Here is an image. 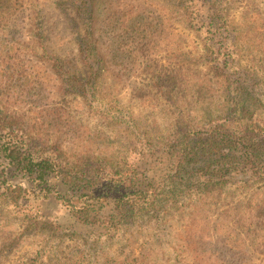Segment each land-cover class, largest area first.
<instances>
[{
    "label": "rangeland",
    "instance_id": "374dc122",
    "mask_svg": "<svg viewBox=\"0 0 264 264\" xmlns=\"http://www.w3.org/2000/svg\"><path fill=\"white\" fill-rule=\"evenodd\" d=\"M11 1L10 13L0 10V110L34 138L41 152L60 148L69 162L82 155L79 159L85 163L102 158L111 164L126 154L130 166L134 161L145 167L151 161L160 163L155 156L141 163L139 154L125 149L120 135L129 134L127 128L133 123L135 131L150 133L157 125L166 136L169 122L179 114L196 120L223 116L221 90L226 84L213 68L216 57L223 54H230L226 72L233 75L240 67L238 70L256 78L257 96L264 104V0H193L195 7L204 5L194 20L177 13L176 2L115 0L119 7L135 12L140 32L135 34L146 46L141 52L136 49L135 61L122 64L111 58L113 52H103L112 60L101 84L113 105L108 113L80 95L83 92L78 88L83 85L65 80L67 70L80 79L90 73L74 42V14L64 16L54 10L52 0L33 1L38 5L35 11L41 9L45 14V42L50 50L45 52L35 34L38 19H33L35 14L28 17L33 2ZM213 12L217 24L208 28L206 15ZM144 27L150 30L149 37H143ZM102 40L109 42L107 36ZM60 45L64 51L52 52ZM128 138L136 141L140 137L136 133ZM147 139L153 146L158 141L153 134ZM35 182L39 183L0 159V264H193L197 263L194 249L206 243L203 236L216 239L212 230L218 214L232 217L244 198L263 199L256 182L252 188L233 185L218 199L201 196L199 207H191L186 198L184 205H175L158 222L162 213L138 224L121 225L118 232L93 241L87 235L93 229L79 224L56 193L45 196ZM5 190H15L16 201ZM218 221L220 236L230 233L231 242L241 238L242 229L232 226L231 232H225L227 220ZM147 240L151 246L143 258L140 251ZM235 244L227 245L235 253L230 264H264V246Z\"/></svg>",
    "mask_w": 264,
    "mask_h": 264
},
{
    "label": "trees",
    "instance_id": "16d2710c",
    "mask_svg": "<svg viewBox=\"0 0 264 264\" xmlns=\"http://www.w3.org/2000/svg\"><path fill=\"white\" fill-rule=\"evenodd\" d=\"M29 1L32 3L34 0ZM114 1H51L54 10L59 9L64 16L74 14L71 18L74 22L71 29L77 35L74 42L81 59L90 67L88 77L82 78L83 82L75 72L71 74L69 70L62 71L67 75L65 80L74 86L79 83L83 85L78 88L83 92L80 95L104 113L113 109V105L109 103L108 93L101 87L103 74L108 72V64L112 62L103 52H113L111 58L122 64L124 60L135 61L136 49L141 52L146 46L135 34L140 33L139 27L135 26V12L119 7V3L115 4ZM168 1L176 2V12L190 20L201 15L204 7L193 6V0ZM11 4V0H0V10L10 13ZM32 5L33 10L28 17L36 15L33 18L38 19L34 23L37 27L35 34L41 41V47L49 52L45 42L48 40L45 14L41 9L35 11L38 7L35 2ZM206 16L208 28L216 26L214 12ZM142 32L143 37H149L151 33L146 27L142 28ZM103 36H107L109 42L102 40ZM121 46L124 47L120 49ZM58 51L62 52L64 48L60 45L58 50L52 52ZM126 52L131 54L126 55ZM229 55L216 57L218 60H214L216 64L213 66L216 75L226 84L221 90L224 105H221L220 112L223 116L196 120L179 114L169 122L166 136L162 134V129L158 130L157 125L150 133L147 130L135 131L133 123L127 128L129 134L120 135L125 149L139 154L141 163L150 156L157 157L160 163L151 161L145 167L134 161L130 166L126 154L111 164L102 158L85 163L79 159L82 155L75 162H69L66 151L60 148L56 152L39 151L34 145V138L31 140L27 133L20 131L11 118H4L2 110L0 159L28 180L39 181L35 183L40 185V191L45 196L56 193L79 224L93 229L87 233L89 237H94L93 241L118 232L121 225L138 224L154 213L155 216L162 213L156 219L158 222L175 205H184L186 198L189 205L195 207L199 205L197 200L201 196H217L218 199L228 187L252 188L256 182L263 199L253 202L252 197L244 198L236 206L241 209L235 211L232 217L218 214L212 230L216 239L213 240L211 235L203 236L206 242L204 246L194 249L197 255L193 259L197 263L193 264H230L235 253L231 252L233 247L227 245L232 242L234 246L238 245L235 244L237 242L244 247H254L256 242L264 246V104L259 102L258 81L252 74L238 70L240 67L234 70L233 75L231 71L226 72ZM55 59L59 61L57 57ZM135 132L140 138L133 141L128 137L135 135ZM150 134L158 138L154 146L148 144L149 139L146 140ZM7 195L16 201L15 190L7 191ZM81 196H85L84 199L80 200ZM222 217L227 220L224 231L231 232L232 226L238 227L242 229L241 238L237 236L231 242L230 233L220 236L217 230L221 223L218 219ZM150 246L149 240L143 242L141 257L149 255ZM218 260L221 262L218 263Z\"/></svg>",
    "mask_w": 264,
    "mask_h": 264
}]
</instances>
